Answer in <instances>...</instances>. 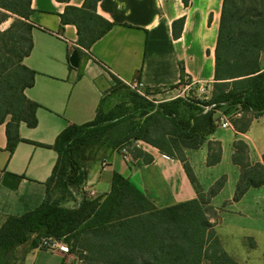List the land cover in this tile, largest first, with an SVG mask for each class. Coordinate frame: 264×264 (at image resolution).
Listing matches in <instances>:
<instances>
[{"label":"trees","instance_id":"16d2710c","mask_svg":"<svg viewBox=\"0 0 264 264\" xmlns=\"http://www.w3.org/2000/svg\"><path fill=\"white\" fill-rule=\"evenodd\" d=\"M68 3L69 0H58ZM99 0H84L80 7L66 4L62 24L77 28L78 44H91L111 27L96 13ZM31 0H0V124L5 125L11 153L22 140L18 125L37 124L39 104L25 90L34 83L36 71L23 63L32 49ZM182 21V19H181ZM264 0H222L215 47L214 82L211 96L201 101L175 97L153 103L130 92L133 113L126 118L123 102L104 111L98 107L93 119L70 123L51 145L56 161L45 181L40 205L21 215L6 216L0 223V264H17L20 246L36 247L42 236L63 237L81 249V264H238L222 247L214 225L218 210L210 199L222 188L225 176L207 190L198 184L184 149L198 148L216 129L215 110L237 109L233 127L246 131L253 118L264 114ZM116 86L121 82L114 78ZM185 81L182 78L178 84ZM149 90V88H147ZM214 107L203 111L205 105ZM123 122V123H122ZM137 140L180 160L197 192V198L163 208L155 207L127 178L114 171L109 193L98 199L84 195L88 170L100 151L127 145L131 155L146 162L152 157L137 146ZM207 165L221 158V144L208 140ZM232 160L240 175L232 200H239L250 187L264 183V165L250 163L248 146L233 143ZM20 176H17V179Z\"/></svg>","mask_w":264,"mask_h":264},{"label":"crops","instance_id":"0c3cea01","mask_svg":"<svg viewBox=\"0 0 264 264\" xmlns=\"http://www.w3.org/2000/svg\"><path fill=\"white\" fill-rule=\"evenodd\" d=\"M83 1L30 2L33 45L23 63L36 71L34 83L25 94L39 104L37 124L18 125L22 140L11 153L5 125L0 124V222L8 215L18 216L36 208L45 197V181L57 153L34 142L51 145L68 124L93 119L98 107L110 109L120 101L123 89L114 88V78L124 88L134 80L150 89L169 88L184 77L198 87L213 86L222 0H99L96 13L112 25L89 49L78 44L76 26L62 24L60 19L66 4L80 7ZM74 49L78 53L76 66L70 63ZM261 60L260 56L264 68ZM236 111L219 107L215 116L232 120L240 116ZM238 139L248 146L249 162L264 165V114L253 118L244 132L218 125L202 145L185 148L184 152L203 190L225 176L222 188L209 203L218 210L214 230L224 250L238 264H252L255 248L247 241L251 239L257 246L264 239V183L232 200L240 175L239 165L232 160L233 143ZM208 140L221 144V158L213 165L206 164ZM143 148L152 157L150 162L140 156L126 158L117 149L100 151L88 170L86 197H105L116 171L157 208L197 198L180 160L149 144ZM66 254L22 245L17 264H64Z\"/></svg>","mask_w":264,"mask_h":264},{"label":"rangeland","instance_id":"374dc122","mask_svg":"<svg viewBox=\"0 0 264 264\" xmlns=\"http://www.w3.org/2000/svg\"><path fill=\"white\" fill-rule=\"evenodd\" d=\"M11 21L12 18H9L8 20L1 23L0 27L2 29H5ZM261 57H263L264 59V50L262 52ZM261 62L263 63L264 60H261ZM185 79L187 80V78ZM117 87H123L120 101H118L117 103L123 102L126 108L124 109V111L131 114L126 115L125 117L130 119V116H133L132 118L134 120H138L140 119V117L137 112L133 113V105L130 103V92H136L139 95L145 97L147 100H150L151 102L156 104L161 101L169 100L178 96L181 98H186L188 101H201L209 98L211 96L212 90V88H209V86L202 85V87H198L197 85L191 84V82L188 81H185L180 85H176L175 87L169 88H149V90H147V87L141 86L139 91L132 89L128 85L126 88L121 85H117ZM220 130L221 129L219 128L217 129L218 132H220ZM214 221L217 222V218L212 219V222ZM247 244L248 246L255 248L251 256V259L253 261L252 264H264V239L259 240L257 246H254V241H252L251 239L247 241ZM81 262V249L78 246H73L72 249H70L69 252L66 254V261L64 262V264H81Z\"/></svg>","mask_w":264,"mask_h":264},{"label":"built area","instance_id":"2783aa9c","mask_svg":"<svg viewBox=\"0 0 264 264\" xmlns=\"http://www.w3.org/2000/svg\"><path fill=\"white\" fill-rule=\"evenodd\" d=\"M127 85L129 87H131L132 89L137 90V91H139L140 87L143 86L139 80H134V81L128 82ZM213 107H214V104L205 105L203 107V111L205 112V111H207ZM236 115H240V112H237ZM217 125L224 127V128H229V127L233 126L232 122L228 118V116H224V115L218 117ZM135 144L137 146L141 147L142 149H144L143 147L145 146V144H148V143L137 140L135 142ZM117 150L120 153H122L124 155V157L131 158L129 147L127 145L120 146ZM83 191H84V195L88 196L85 185L83 186ZM90 193L92 194L93 192L91 191ZM36 247L39 249H44V250H48V251H52V252L60 251L62 253H68L70 250V245L68 244V242L65 241V239L63 237L56 238L53 236L41 237L39 239Z\"/></svg>","mask_w":264,"mask_h":264},{"label":"water","instance_id":"95a60500","mask_svg":"<svg viewBox=\"0 0 264 264\" xmlns=\"http://www.w3.org/2000/svg\"><path fill=\"white\" fill-rule=\"evenodd\" d=\"M70 63L73 66H76L78 64V53L76 49H74L70 55Z\"/></svg>","mask_w":264,"mask_h":264}]
</instances>
